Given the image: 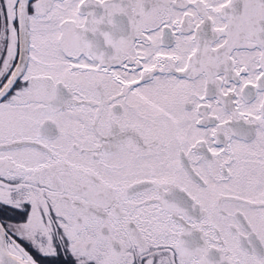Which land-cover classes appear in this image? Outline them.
I'll list each match as a JSON object with an SVG mask.
<instances>
[{"label": "snow or ice", "instance_id": "obj_1", "mask_svg": "<svg viewBox=\"0 0 264 264\" xmlns=\"http://www.w3.org/2000/svg\"><path fill=\"white\" fill-rule=\"evenodd\" d=\"M0 264H264V0H0Z\"/></svg>", "mask_w": 264, "mask_h": 264}]
</instances>
